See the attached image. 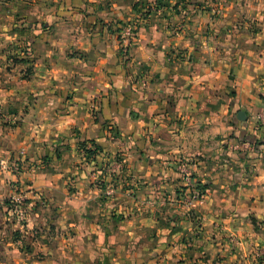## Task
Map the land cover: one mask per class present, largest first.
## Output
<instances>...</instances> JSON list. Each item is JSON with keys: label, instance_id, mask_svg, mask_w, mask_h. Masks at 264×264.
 I'll return each mask as SVG.
<instances>
[{"label": "crops", "instance_id": "crops-1", "mask_svg": "<svg viewBox=\"0 0 264 264\" xmlns=\"http://www.w3.org/2000/svg\"><path fill=\"white\" fill-rule=\"evenodd\" d=\"M20 149L0 199L15 182L43 227L31 264H248L264 254V0H0V160ZM192 186L202 199L181 203Z\"/></svg>", "mask_w": 264, "mask_h": 264}, {"label": "rangeland", "instance_id": "rangeland-1", "mask_svg": "<svg viewBox=\"0 0 264 264\" xmlns=\"http://www.w3.org/2000/svg\"><path fill=\"white\" fill-rule=\"evenodd\" d=\"M250 147L251 145L249 146V148ZM89 148L91 147H85V149ZM249 148L247 147L246 150H248ZM85 149L79 150L85 153ZM22 152L23 154H21ZM24 156L25 149H20L15 157L11 156L8 158L10 163H15V167L11 171L7 172L9 175L15 176L21 171L22 166L25 165V161L23 160ZM8 186L9 188H11V194L5 199H0V264H23L24 261H27L29 264H31V262L34 260L47 258L42 252H35V247L31 245L33 241L40 238L41 234L39 235V233L40 230L43 229V227L42 229L40 228L38 230V227L36 226H27V215H29V212L27 213V210L25 209L23 195L15 187V182H10ZM192 187L193 188L191 190H199L197 191L199 200H201V190L196 186ZM189 195H182V199L180 200V202L190 205L199 201H191L188 198ZM13 196H17L21 200L20 207L22 212L24 213L22 219L16 214H11V216L8 214V212L11 211L13 207L10 203V199ZM39 241L41 243L47 242L46 240L42 239H39ZM46 244L48 247L50 246V243ZM15 250H18V252L15 253ZM263 255L264 254H262V252H257L255 259H250V262L248 264H264V259L262 258Z\"/></svg>", "mask_w": 264, "mask_h": 264}, {"label": "built area", "instance_id": "built-area-1", "mask_svg": "<svg viewBox=\"0 0 264 264\" xmlns=\"http://www.w3.org/2000/svg\"><path fill=\"white\" fill-rule=\"evenodd\" d=\"M135 38V27L132 25L125 26L121 31L120 41L124 48L128 47L131 41ZM244 149L249 148L248 144H243ZM23 154V152L21 153ZM15 167V163H10L9 160H0V169L3 171H11ZM188 198L195 202L199 200V195L197 190L191 191ZM10 203L12 204V210L8 212V214L11 216V214L18 215L21 219L23 218L24 213L21 210L20 203L21 200L17 196H13L10 199Z\"/></svg>", "mask_w": 264, "mask_h": 264}, {"label": "trees", "instance_id": "trees-1", "mask_svg": "<svg viewBox=\"0 0 264 264\" xmlns=\"http://www.w3.org/2000/svg\"><path fill=\"white\" fill-rule=\"evenodd\" d=\"M45 24H42V28H46L45 26H44ZM257 143L258 142H255V143H250V144H252V146H255V145H257ZM93 146V148H99V147H97V146H95V145H92ZM77 147H78V149H80V150H82V149H85V147H86V142H79L78 143V145H77ZM93 148L91 147V148H89V149H85V156L87 157V158H91L93 155L95 156L96 155V153H97V149H95V150H93Z\"/></svg>", "mask_w": 264, "mask_h": 264}, {"label": "water", "instance_id": "water-1", "mask_svg": "<svg viewBox=\"0 0 264 264\" xmlns=\"http://www.w3.org/2000/svg\"><path fill=\"white\" fill-rule=\"evenodd\" d=\"M237 119L239 121H244L245 120V114L242 111L238 112Z\"/></svg>", "mask_w": 264, "mask_h": 264}]
</instances>
